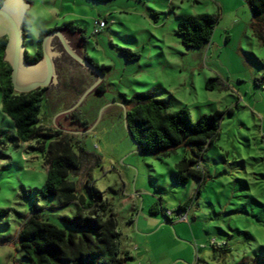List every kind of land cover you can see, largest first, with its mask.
I'll use <instances>...</instances> for the list:
<instances>
[{"label":"rangeland","instance_id":"rangeland-1","mask_svg":"<svg viewBox=\"0 0 264 264\" xmlns=\"http://www.w3.org/2000/svg\"><path fill=\"white\" fill-rule=\"evenodd\" d=\"M26 2L25 51L34 53L41 30L73 22L83 30L84 41L61 30L71 48L105 68V92H91L73 111L61 114L96 76L61 55L52 37L58 82L47 87L38 118L72 135L76 153L82 146L98 159H83L81 170L69 179L86 196L83 183L90 175L89 185L115 216L119 255L129 254L123 264H264V40L254 34L247 3ZM200 14L217 17L211 39L200 48H185L175 33L179 20ZM104 19L105 26L94 34L95 21ZM121 49L139 58L128 61ZM136 93H152L169 111L185 108L192 120L223 112L219 135L200 159L203 179L189 176L185 184L174 179L176 163L193 157L190 148L166 156L136 151L125 130L120 96L129 99ZM73 112L87 128L73 122ZM0 130L14 134L1 109ZM35 146L30 141L15 147L7 140L0 145V211L6 212L0 216V264H29L15 237L32 208L58 227H64L61 216L75 212L74 205L62 206L57 197L39 196L47 165L31 149ZM153 203L160 204L158 213H150ZM180 206L186 208V221L176 214Z\"/></svg>","mask_w":264,"mask_h":264},{"label":"trees","instance_id":"trees-1","mask_svg":"<svg viewBox=\"0 0 264 264\" xmlns=\"http://www.w3.org/2000/svg\"><path fill=\"white\" fill-rule=\"evenodd\" d=\"M3 0H0V5ZM107 2L109 0H94ZM251 12L252 28L259 39L264 40V0H244ZM105 22V19L103 20ZM217 17L200 14L182 17L175 31L180 43L185 48L196 49L209 43L214 31ZM54 29L64 30L70 34H78L84 41L83 30L73 22L64 23ZM53 29V30H54ZM52 31V30H51ZM49 30H41L35 41L34 53L25 51L26 61L37 62L41 56V40ZM99 33V32H98ZM97 34V33H94ZM7 37L0 38V109L8 116L14 126V134H6L0 130V145L7 140L15 147L20 143L35 142L37 149L47 165L46 181L38 189L41 198L57 197L62 206L74 205L72 216H61L64 227L43 220L38 209L32 208L31 214L22 222L16 233L15 241L29 264H123L129 258L128 252L121 258L118 251L119 233L116 220L101 193L89 185L90 175L83 183L87 189L86 196L69 179L70 174L78 173L84 163L83 159L97 158L87 154L82 146L76 153L73 150V136L61 133L39 120L38 113L44 98L45 88L29 93H16L11 84V67L3 61ZM127 60H137L138 54L121 49ZM131 56L133 58H131ZM86 60L102 73L105 68L94 63L84 51ZM105 84L100 83L96 93H104ZM121 96L125 106L126 125L144 154H160L166 156L179 147L190 148L193 157H182L175 165L174 179L185 184L188 177L204 178L200 159L219 135V125L223 117L222 111L212 114H201L192 120L185 108L169 111L165 102L152 93H136L129 99ZM74 122L87 128L76 112L71 114ZM88 163V162H87ZM160 211V204L153 203L150 213ZM185 213V206H180L176 214ZM0 211V216L5 215ZM168 216V215H167ZM187 216V215H186Z\"/></svg>","mask_w":264,"mask_h":264},{"label":"water","instance_id":"water-1","mask_svg":"<svg viewBox=\"0 0 264 264\" xmlns=\"http://www.w3.org/2000/svg\"><path fill=\"white\" fill-rule=\"evenodd\" d=\"M25 2L26 0H3L0 5V38L7 37L3 61L11 67L12 88L16 93H29L57 84L58 75L55 72L53 58L58 56V53L49 49V41L55 36L63 51L72 60L96 76L95 80L82 92L75 103L61 112V114L69 113L77 108L89 93L96 90L103 79V73L76 53L59 29H54L44 35L41 40V58L33 64L28 63L25 58L23 25L25 11L28 9L29 3ZM122 106L127 136L135 146L136 151L139 152V146L135 143L126 125V109L123 104Z\"/></svg>","mask_w":264,"mask_h":264},{"label":"built area","instance_id":"built-area-1","mask_svg":"<svg viewBox=\"0 0 264 264\" xmlns=\"http://www.w3.org/2000/svg\"><path fill=\"white\" fill-rule=\"evenodd\" d=\"M94 33H98L100 29H102L105 26V22L103 20H97L94 23ZM171 212H168V214ZM178 217L180 220H185L186 221V214L185 213H179Z\"/></svg>","mask_w":264,"mask_h":264},{"label":"flooded vegetation","instance_id":"flooded-vegetation-1","mask_svg":"<svg viewBox=\"0 0 264 264\" xmlns=\"http://www.w3.org/2000/svg\"><path fill=\"white\" fill-rule=\"evenodd\" d=\"M81 42H83V41H81ZM62 48V47H61ZM84 50V49H83ZM62 51V53H61V55H65V56H67L69 59H71L64 51H63V49L61 50ZM84 52V51H83ZM80 54V53H79ZM81 56L83 57V58H85L84 57V53L82 54L81 53ZM60 58H61V56H60ZM59 58V59H60ZM86 59V58H85ZM72 60V59H71ZM75 64H78V63H76L74 60H72ZM48 88L47 87H45V91L47 90ZM45 95V94H44ZM74 122V121H73Z\"/></svg>","mask_w":264,"mask_h":264}]
</instances>
